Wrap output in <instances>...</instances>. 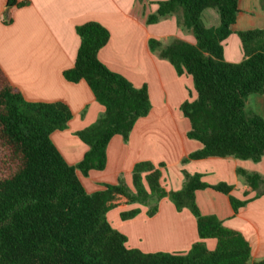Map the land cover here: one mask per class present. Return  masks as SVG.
Here are the masks:
<instances>
[{
  "label": "trees",
  "instance_id": "16d2710c",
  "mask_svg": "<svg viewBox=\"0 0 264 264\" xmlns=\"http://www.w3.org/2000/svg\"><path fill=\"white\" fill-rule=\"evenodd\" d=\"M239 0H166L158 3L148 24L179 14L182 26L190 30L195 43L175 40L160 47L149 41L150 49L160 48L177 75H187L193 83L195 99L180 106L189 121L187 138L200 149L182 160L233 157L258 162L264 157V119L245 112L250 95L264 92V28L241 31L242 61L228 63L222 43L231 34ZM17 5L7 0V7ZM214 10L218 25L206 27L205 10ZM79 38L73 66L63 71L71 83L83 81L103 113L87 128L76 133L87 151L76 165L65 162L51 141V134L66 128L71 113L63 103L27 102L0 70V264H250V247L238 233L222 226L213 215L203 216L195 203V192L212 189L228 196L234 210L250 199L238 201L232 187L209 185L200 174H183L180 189L166 191L161 172L147 162L132 169L131 186L121 178L117 184L87 193L77 177L101 171L106 164V148L112 137L128 136L139 118L151 109L147 88H135L121 75L108 70L98 59L109 32L94 22L75 28ZM245 179L244 197L264 183L257 174L239 171ZM262 193L256 192L254 197ZM169 199L175 209H187L196 220L198 241L181 253H143L127 249L126 237L107 221V213L120 206L154 204ZM139 209L123 214L134 217ZM215 246L207 249L205 240ZM264 264V259L254 263Z\"/></svg>",
  "mask_w": 264,
  "mask_h": 264
},
{
  "label": "crops",
  "instance_id": "0c3cea01",
  "mask_svg": "<svg viewBox=\"0 0 264 264\" xmlns=\"http://www.w3.org/2000/svg\"><path fill=\"white\" fill-rule=\"evenodd\" d=\"M163 1L16 0L17 5L7 7V0H0V70L25 101L67 106L72 117L64 130L51 134V141L65 162L74 166L87 151L76 133L93 124L103 107L85 82H68L62 73L75 60L79 46L75 28L87 22L106 28L109 40L98 53L99 61L135 88L146 86L151 109L135 122L127 141L121 136L112 137L103 170L89 171L86 177L77 172L85 191H101L106 185L117 184L119 178L132 189V169L141 162L162 166L160 184L166 191L180 189L182 173L200 174L209 185L225 183L232 187L230 195L234 199L250 200L234 212L227 195L207 188L195 192V203L201 215L215 216L223 227L238 232L247 241L250 264H254L264 259V183L244 197L246 182L239 171L264 179V157L258 162L209 157L181 163L200 149L198 142L187 138L190 124L180 111L183 103L195 99L193 83L189 76L177 75L159 56L160 48L150 49L149 41L164 47L175 40L188 44L195 40L192 32L181 25L179 14L147 23ZM238 11L231 34L222 43L223 58L228 63L243 59L239 32L264 28V0H239ZM202 20L208 28L216 27L219 21L211 9L203 12ZM245 112L264 119V92L247 98ZM256 192L262 194L254 197ZM153 204L114 208L107 213V221L126 237L127 249L187 253L198 241L193 215L187 209L177 211L169 199L163 198L157 202V212L149 217L147 210ZM133 209H139V213L128 219L121 217ZM204 244L212 250L215 241L205 240Z\"/></svg>",
  "mask_w": 264,
  "mask_h": 264
},
{
  "label": "rangeland",
  "instance_id": "374dc122",
  "mask_svg": "<svg viewBox=\"0 0 264 264\" xmlns=\"http://www.w3.org/2000/svg\"><path fill=\"white\" fill-rule=\"evenodd\" d=\"M203 21V20H202ZM204 23V22H203ZM233 59H235V60H237L238 59V56H236V54H234V58ZM68 132V131H67Z\"/></svg>",
  "mask_w": 264,
  "mask_h": 264
}]
</instances>
